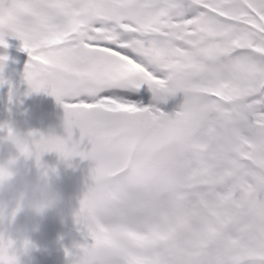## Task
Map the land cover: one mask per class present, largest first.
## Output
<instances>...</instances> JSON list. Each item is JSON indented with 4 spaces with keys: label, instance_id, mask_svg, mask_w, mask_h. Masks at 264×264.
<instances>
[{
    "label": "snow or ice",
    "instance_id": "obj_1",
    "mask_svg": "<svg viewBox=\"0 0 264 264\" xmlns=\"http://www.w3.org/2000/svg\"><path fill=\"white\" fill-rule=\"evenodd\" d=\"M8 35L91 145L84 264H264V0H0Z\"/></svg>",
    "mask_w": 264,
    "mask_h": 264
},
{
    "label": "clouds",
    "instance_id": "obj_2",
    "mask_svg": "<svg viewBox=\"0 0 264 264\" xmlns=\"http://www.w3.org/2000/svg\"><path fill=\"white\" fill-rule=\"evenodd\" d=\"M0 125L4 126L5 133L0 137V146H5L8 151L7 158L0 161V264H35L33 254L37 247L16 226L17 217L22 213H30L32 217L43 219L49 213L60 211L63 197L56 187V181L60 179L59 165H63L65 170L75 171L77 165L74 161H90L93 166L89 169L88 191L94 185L96 164L88 156V150H84L82 143L74 140L73 134L70 135L66 128V136L60 137L54 131L47 134L21 132L12 120ZM53 139L63 142L62 149L39 154L37 146L40 142ZM50 153L56 154V165L49 166L43 161V157ZM81 200L79 208L73 211L72 220L84 237L90 223L81 212ZM78 245L81 244L74 243L71 249H67L70 255L66 256V264H84L83 253Z\"/></svg>",
    "mask_w": 264,
    "mask_h": 264
},
{
    "label": "rangeland",
    "instance_id": "obj_3",
    "mask_svg": "<svg viewBox=\"0 0 264 264\" xmlns=\"http://www.w3.org/2000/svg\"><path fill=\"white\" fill-rule=\"evenodd\" d=\"M7 47L0 46V57H7L0 69V79L5 81L0 86V124L12 120L21 132H41L47 134L54 131L57 136L65 137L64 109L55 98L44 91L29 92L24 79V69L29 61L27 52L22 50V41L8 35L5 36ZM13 93L12 103H9V92ZM185 100L184 93L177 92L175 96L167 98L166 102L153 100L152 92L147 85L140 91V106H155L168 116H173L180 111ZM5 135L0 131V137ZM73 139L79 140V131L73 129ZM84 150H90L91 145L84 141ZM8 151L5 146H0V161L6 159ZM43 161L49 166L57 164L55 153L46 154ZM76 171L86 178V188L82 196L70 206L60 205L58 213H49L43 219L32 217L30 213H22L17 217L16 226L25 232L28 239L36 245L34 252L35 264H66L65 249H71L74 243H91L85 240L74 225L72 214L79 208V201L87 191L89 169L93 166L90 161H74ZM59 165V171H60ZM60 220L59 224L50 225L51 220Z\"/></svg>",
    "mask_w": 264,
    "mask_h": 264
},
{
    "label": "water",
    "instance_id": "obj_4",
    "mask_svg": "<svg viewBox=\"0 0 264 264\" xmlns=\"http://www.w3.org/2000/svg\"><path fill=\"white\" fill-rule=\"evenodd\" d=\"M56 187L63 197V206H69L74 203L85 189V177L72 170H65L64 166L60 167V179L56 181ZM60 220L50 221L49 224L55 225Z\"/></svg>",
    "mask_w": 264,
    "mask_h": 264
}]
</instances>
